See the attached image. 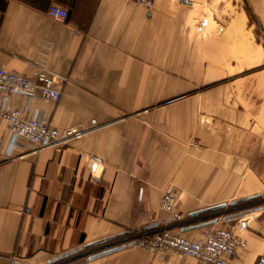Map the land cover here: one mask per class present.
<instances>
[{"label":"crops","instance_id":"0c3cea01","mask_svg":"<svg viewBox=\"0 0 264 264\" xmlns=\"http://www.w3.org/2000/svg\"><path fill=\"white\" fill-rule=\"evenodd\" d=\"M247 1L258 23L244 0H154L151 11L128 0H0V67L33 75L45 65L63 90L58 102L19 92L12 105L85 130L58 145L12 148L0 118V264H51L158 226L171 187L186 216L239 197L247 161L231 154L244 135H260L264 119V0ZM54 3L66 20L46 14ZM219 212L194 217H218L211 225L173 230L199 239L232 227L247 247L227 264H254L264 209L250 220ZM83 264L200 261L131 246Z\"/></svg>","mask_w":264,"mask_h":264},{"label":"built area","instance_id":"2783aa9c","mask_svg":"<svg viewBox=\"0 0 264 264\" xmlns=\"http://www.w3.org/2000/svg\"><path fill=\"white\" fill-rule=\"evenodd\" d=\"M128 1L142 5L150 11L154 8V0ZM46 14L58 21H64L69 17V11L55 3L50 5ZM19 92L39 94L44 99L58 102L62 97L63 90L58 85L56 76L45 65H40L33 75L0 67V118L8 124L12 148L21 143L44 148L65 143L83 135L85 130L59 129L53 126L40 112L32 114L29 107L13 106L11 98ZM160 207L166 213V217L160 225L138 232H129L111 242L104 243L98 249L107 245L129 246L134 244V246L146 249L161 257L179 256L196 258L200 264H227L240 249L247 247V241L237 235L232 227L208 229L199 239H189L180 233H175L173 228H185L198 221L181 212L179 192L175 187L169 188L164 193ZM26 211H30V208H26ZM6 258L11 264H24L21 259L15 256ZM65 261H55L51 264H61ZM254 264H264V254L260 255Z\"/></svg>","mask_w":264,"mask_h":264},{"label":"rangeland","instance_id":"374dc122","mask_svg":"<svg viewBox=\"0 0 264 264\" xmlns=\"http://www.w3.org/2000/svg\"><path fill=\"white\" fill-rule=\"evenodd\" d=\"M244 5L246 10L248 11L249 15L250 12L253 14L254 19L251 18V21L258 23V19L255 17L253 11L250 9L249 3L247 0H244ZM257 32L260 35V38L264 40V33L261 30L260 25H258ZM260 84H263L264 77H260ZM260 132L259 136H250L249 133L242 137L243 142V150L240 154L232 153L233 156H239L247 161L246 168L243 170V182L241 185V189L237 194L239 195L238 198L235 200H240L252 195L260 194L261 196L252 199L249 201L241 202L235 205H231V202H226L227 206L221 211L224 214H232V213H244L240 218H251L255 217L254 215L262 214L263 212H258L257 208L263 206L264 207V119L260 122ZM179 192V191H178ZM257 212V213H256ZM250 220V219H249ZM248 222V221H246ZM112 241V240H111ZM109 241V242H111ZM101 245L92 248H84L79 253H76L66 259H62L57 262H65L61 264H73L75 262H79L88 258L89 256L100 252L101 250L98 249Z\"/></svg>","mask_w":264,"mask_h":264},{"label":"water","instance_id":"95a60500","mask_svg":"<svg viewBox=\"0 0 264 264\" xmlns=\"http://www.w3.org/2000/svg\"><path fill=\"white\" fill-rule=\"evenodd\" d=\"M260 196H261L260 194H257V195H252V196L240 199V200H235V201L231 202V205H235V204H238V203H241V202H245V201H249V200H252V199H256V198H258ZM226 206H227V204L224 203V204H221V205H218V206H214V207H211V208H208V209H205V210H201V211H198V212H193V213L190 214V216L191 217H196V216H199V215H205L207 213H212V212H215V211H220L221 209L225 208ZM261 209H264V207L261 206V207L257 208V211L261 210ZM222 214H223V212H219V215H222ZM242 215H244V213H242V212L237 213V214H229V215H226L224 217V220H229V219H231L233 217H238V216H242ZM205 219L206 218H199L198 219V221H200L199 223L193 224V225L188 226V227H185L184 231H188V230L196 229V228H201V227L216 223L218 221V217L213 219V220H208V221H204ZM153 227H156V225L155 226H148L145 229H149V228H153ZM119 236H114V237H112L110 239H116ZM106 241L107 240H102L100 243H106ZM131 246H134V244H130L129 246H127V245H121V246L107 245V246H104V247L100 248V250H101L100 252H97V253L89 256L88 258H85L84 260H81L79 262H75L73 264H83V263H85L87 261L95 260L97 258H100V257L106 256V255L118 252L120 250H123V249H125L127 247H131ZM90 247H92V246H87L85 248L88 249ZM82 249H84V248L75 249V250H72V251L67 252L65 254L59 255V256L53 258L51 260V262H55V261L70 257V256H72V255H74L76 253H79L80 251H82Z\"/></svg>","mask_w":264,"mask_h":264},{"label":"trees","instance_id":"16d2710c","mask_svg":"<svg viewBox=\"0 0 264 264\" xmlns=\"http://www.w3.org/2000/svg\"><path fill=\"white\" fill-rule=\"evenodd\" d=\"M250 16L252 17V19H254V16H253V14L250 12Z\"/></svg>","mask_w":264,"mask_h":264}]
</instances>
